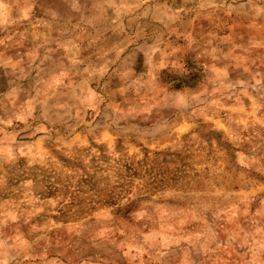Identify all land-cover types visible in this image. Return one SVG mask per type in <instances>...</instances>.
Segmentation results:
<instances>
[{
  "label": "rangeland",
  "instance_id": "374dc122",
  "mask_svg": "<svg viewBox=\"0 0 264 264\" xmlns=\"http://www.w3.org/2000/svg\"><path fill=\"white\" fill-rule=\"evenodd\" d=\"M220 16L224 26L219 34L228 37L237 33L234 43L246 42L251 36L259 38L264 32L259 21L233 20L226 12ZM41 19L34 18L37 31L23 42L21 55L41 43ZM70 22L74 25L76 20ZM191 23L197 29L209 26L207 19ZM109 36L101 35L98 43L103 46ZM51 37L36 49L39 59L50 57L44 59L49 71L53 62L72 64L79 49L88 43L74 39L73 32L53 31ZM9 54L15 55V50ZM261 54L264 48L256 47L251 56L255 59ZM257 72H264L259 59L248 70L237 69L233 79H248ZM53 83H58V78ZM213 108L215 114L199 113L195 130L181 118L173 137L163 140L125 142L123 137L114 140L106 131L85 135L81 130L86 131L98 119L91 109L84 117L86 123L59 145L46 146L21 133L18 140L35 141V146L27 151L18 149L22 154L10 168L11 153L4 161L7 176L0 173V228L6 235H0V251L7 240L20 251L16 259L22 264L264 262V94L249 88L246 94L239 93L238 101L228 100ZM121 150L131 159L121 161ZM114 162L120 169V183L102 198L90 195L103 186L105 178L113 183L109 165ZM142 176L149 178L145 190L117 212L127 218L128 213L139 212L141 204L153 202L156 214L151 220L141 217L137 224L143 231L140 239L155 246L146 249L125 240L120 232L111 243H95L106 231L97 227V221L117 203L116 189L128 186L131 194Z\"/></svg>",
  "mask_w": 264,
  "mask_h": 264
},
{
  "label": "clouds",
  "instance_id": "9594fccd",
  "mask_svg": "<svg viewBox=\"0 0 264 264\" xmlns=\"http://www.w3.org/2000/svg\"><path fill=\"white\" fill-rule=\"evenodd\" d=\"M225 12L233 20L264 24V0H0V173L7 176L3 164L9 153L10 168L22 154L18 149L35 146V141L18 140L21 133L46 146L59 145L86 123L88 109L98 119L81 130L85 135L106 131L114 140L123 137L125 142L163 140L173 137L181 118L195 130L201 111L215 114L213 105L238 101L239 93L246 94L249 88L264 94V72L233 79L237 69H250L256 59L264 65V54L251 56L256 47L264 48V32L259 38L234 43L237 33L219 34L224 26L220 14ZM35 17L42 18L43 39L21 55L23 42L37 31ZM201 19L208 20L206 29L191 23ZM53 31L73 32L74 39L88 43L72 64L53 62L49 71L44 59L50 57L39 59L36 49L49 43ZM106 33L110 36L101 46L98 41ZM93 47L97 51L92 52ZM9 50H15V55ZM55 78L58 83L54 84ZM119 157L131 159L124 150ZM109 168L113 183L105 178L103 186L90 195L102 198L120 183L117 163ZM148 179L142 176L131 194L128 186L116 189L117 203L97 221V227L106 231L95 243H111L120 232L125 240L146 249L155 246L140 239L143 231L137 224L141 217L151 220L156 214L153 202L141 204L140 211L128 213L127 218L117 212L145 190ZM0 235H6L2 228ZM20 255L5 240L0 264H22L16 259Z\"/></svg>",
  "mask_w": 264,
  "mask_h": 264
}]
</instances>
